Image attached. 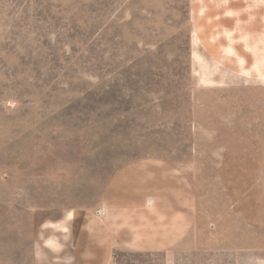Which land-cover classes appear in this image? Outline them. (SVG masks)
Wrapping results in <instances>:
<instances>
[{
    "label": "rangeland",
    "instance_id": "374dc122",
    "mask_svg": "<svg viewBox=\"0 0 264 264\" xmlns=\"http://www.w3.org/2000/svg\"><path fill=\"white\" fill-rule=\"evenodd\" d=\"M71 215L104 264H264V0H0V264Z\"/></svg>",
    "mask_w": 264,
    "mask_h": 264
},
{
    "label": "crops",
    "instance_id": "0c3cea01",
    "mask_svg": "<svg viewBox=\"0 0 264 264\" xmlns=\"http://www.w3.org/2000/svg\"><path fill=\"white\" fill-rule=\"evenodd\" d=\"M162 222H163L162 219L158 221L159 224H161ZM61 226H63L64 230L60 233H62L64 237L62 238L61 235L58 233V235L55 236L56 237L55 242L50 243L46 248L49 250L50 257L52 256L61 257L62 260L59 262L50 261L48 264H104L105 257L110 256V252H108L105 247H98V246L94 247V245L91 246L89 244L86 245L83 244V241L85 239L87 238L90 239L92 238V236L88 233L87 228L83 229L84 230L83 233L85 235L82 233L81 229L78 226L77 217H74L73 215L66 217L64 223ZM95 226L97 229L96 231H97L98 239H100L101 238L100 236H104L105 231L104 229H102V227L99 226V224ZM99 229L104 234L98 233ZM120 232L121 229H119V234ZM112 236H113L112 240L114 243L117 236V233L114 230ZM105 244H108V242H106ZM94 256L99 258L93 259L92 257ZM80 258H84V260L80 261ZM107 264H110V261H108Z\"/></svg>",
    "mask_w": 264,
    "mask_h": 264
}]
</instances>
